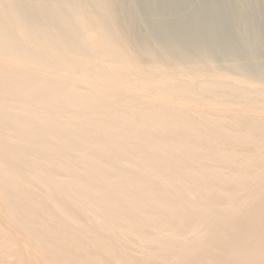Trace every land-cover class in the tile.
<instances>
[{"label":"bare ground","instance_id":"bare-ground-1","mask_svg":"<svg viewBox=\"0 0 264 264\" xmlns=\"http://www.w3.org/2000/svg\"><path fill=\"white\" fill-rule=\"evenodd\" d=\"M173 1L0 0V264H264V18Z\"/></svg>","mask_w":264,"mask_h":264},{"label":"rangeland","instance_id":"rangeland-1","mask_svg":"<svg viewBox=\"0 0 264 264\" xmlns=\"http://www.w3.org/2000/svg\"><path fill=\"white\" fill-rule=\"evenodd\" d=\"M96 1H100L101 3V5H99V12H100V14L101 15H103V11H102V9L105 7V6H107V5H113L112 7H114L115 9H114V20L112 21V19L111 20H107L106 22H103V24H105L107 27H110V28H114V29H116V32L117 33H119V36L122 38V40L124 41V42H126V46L128 47V48H130V42L131 41H135L136 43H139L140 42V40L142 39V35H144V31L146 30V28H145V25L144 24H135V25H131V23L129 22V21H127V19H125V18H123L124 17V15H123V13H125V12H127V10H128V6L126 5V0H96ZM107 1H108V3H107ZM112 1V2H111ZM247 1V6H248V9L251 11V13H253V15L257 18L258 16H259V18L260 19H263L264 18V14H263V11H264V0H246ZM103 2V3H102ZM174 2V1H173ZM113 3V4H112ZM184 3V2H183ZM180 4V3H173L174 5L172 6V5H170V9H171V7H177V6H180V8L181 7H185V6H188L189 7V9H188V11H187V16H193L194 15V13H196V10H197V8L199 7V6H202L203 4H202V0H195L194 2H192V3H190V4ZM40 4H42V5H44L45 6V4H43V2H41ZM39 3H37L36 2V4L33 6V7H31V8H29V11L34 15V14H37L38 15V18L39 19H41L42 21H43V23L45 24V23H47V21L45 20V18H44V16H43V14H42V11H41V5H40ZM172 4V3H171ZM255 4V5H254ZM47 5V4H46ZM252 5V6H251ZM100 7H101V10H100ZM108 7V6H107ZM153 7H154V10H156V9H158V7H161L160 5H153ZM179 8V9H180ZM259 8V9H258ZM176 10V11H173L172 9V11H168V13L169 12H180L181 10ZM255 11H254V10ZM118 10V11H117ZM163 11H167V10H163ZM117 13V14H116ZM134 14H135V16L136 17H140V18H147V17H145V15H142L141 16V14H144V11H143V9H136L135 11H134ZM261 14V15H260ZM118 15V16H117ZM36 17V16H35ZM168 17L167 16H163L162 17V19L163 20H165V21H163L162 19H158L159 20V22L161 21V22H164V23H171V20L174 18V16H172V19H167ZM173 21V20H172ZM176 21V20H175ZM260 21V20H259ZM121 22H122V24H121ZM128 22V23H127ZM261 23V22H260ZM172 24V23H171ZM174 24V23H173ZM120 25V26H119ZM129 27V28H128ZM47 28V27H46ZM144 29V31H142ZM121 31V32H119V31ZM128 30V31H127ZM168 30H170V29H168ZM256 30V29H255ZM254 30V31H255ZM143 32V33H142ZM146 32V31H145ZM129 34H130V36H129ZM137 34L139 35V36H137ZM134 36V37H133ZM140 40H139V39ZM133 39V40H132ZM154 38H152V39H150L148 42L146 41H144V44H142L140 47L141 48H137L135 51H134V53L136 54V55H140V57L142 58V59H146V60H154V59H159V57L160 56H163V57H165L166 59H167V61H170L171 63H172V61H173V63H174V60H171V58H169V57H167L164 53H163V51H162V48L161 47H159L157 44H154V40H153ZM259 41V44H260V49L262 50V51H264V41H260V40H258ZM150 43V44H149ZM147 44V45H146ZM145 46H146V50L149 48V50H145L144 48H145ZM139 47V46H138ZM151 47V48H150ZM153 47V48H152ZM157 48V49H156ZM151 50H155V51H151ZM151 51V52H150ZM139 52H140V54H139ZM150 52V53H149ZM154 52L156 53L155 55H153L154 54ZM150 55H152L153 57H151ZM259 55H262V56H264V54H251V57H253V56H259ZM155 56V57H154ZM161 58V57H160ZM249 58V57H248ZM237 60H239V59H237ZM255 62H264V57H258V58H254L253 59ZM223 64V63H222ZM255 64V63H254ZM264 64V63H263ZM192 64H184L183 66H186V67H189V66H191ZM224 67V66H223ZM223 67H221L220 69H219V71L221 72V73H219L220 74V76H219V78H218V80H221V81H227V82H230V81H234V80H236V78H240V79H242L243 78V76H242V74H243V70L242 69H240V68H233V69H231V68H229V70H228V68H227V70L225 69V68H223ZM238 69L240 70V71H242V72H240V71H238ZM199 70H201L200 68H199ZM233 70V71H232ZM223 71V72H222ZM228 71V72H227ZM77 72H79V74L81 73V70L79 69ZM234 72V73H233ZM240 73V74H239ZM222 74V75H221ZM226 75V76H224V75ZM230 75V76H228V75ZM80 76H82V75H80ZM236 76V77H235ZM179 77V76H178ZM226 77V78H225ZM228 77H230V78H228ZM180 78H182V76L180 77ZM232 79V80H231ZM251 80V82H240L239 84H240V86L242 87V88H245V89H248V90H252V91H258V90H264V79H261V82H260V79H255V78H252V79H250ZM255 82V83H254ZM71 85H73V86H75L76 88H80V87H82V85H79V84H75L74 82H71ZM250 85V86H249ZM257 85V86H256ZM254 86V87H253ZM261 87V88H260ZM255 88V89H254ZM35 210L38 212V213H44V214H51V208H50V206L48 205V204H46L45 202H41V203H39V205H37L36 207H35ZM114 264H117V263H114Z\"/></svg>","mask_w":264,"mask_h":264}]
</instances>
